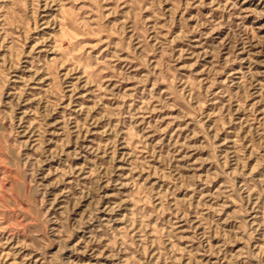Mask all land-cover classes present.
I'll return each mask as SVG.
<instances>
[{"label": "rangeland", "instance_id": "1", "mask_svg": "<svg viewBox=\"0 0 264 264\" xmlns=\"http://www.w3.org/2000/svg\"><path fill=\"white\" fill-rule=\"evenodd\" d=\"M0 264H264V0H0Z\"/></svg>", "mask_w": 264, "mask_h": 264}]
</instances>
